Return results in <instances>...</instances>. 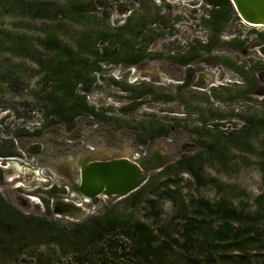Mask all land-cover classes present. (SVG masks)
<instances>
[{
    "label": "rangeland",
    "instance_id": "1",
    "mask_svg": "<svg viewBox=\"0 0 264 264\" xmlns=\"http://www.w3.org/2000/svg\"><path fill=\"white\" fill-rule=\"evenodd\" d=\"M68 1L0 0V139L13 141L19 154L8 157L29 169L25 186L6 181L5 174L0 205L19 225L29 217L68 226L116 201L101 196L97 204L84 207L78 219L52 213L58 199L81 204L79 197H69L66 171L76 179L78 160L167 153L170 160L163 168L170 181L178 182L177 204L156 201L159 215L151 219L144 217L146 202L138 208L120 203L117 210L131 222L144 221L158 234L159 243L169 245L161 264H188L198 249L189 240L195 235L180 234L179 211L188 217L218 206L250 217L264 212V204L256 202L264 191V157L259 154L264 128L250 126L264 114V57L255 49L264 42V32L258 40L250 39L234 10L218 33L211 31L200 21L210 10L206 0H78L88 15L81 22L73 20ZM127 18L144 20L141 29L153 57L137 65L102 63L88 92L75 88L95 114H79L68 122L51 106L65 101L48 78L59 56L45 43L47 37L74 48L81 33L119 26ZM209 38L219 42L204 50L200 44ZM192 46L194 59L180 62ZM146 62L163 65L164 70L158 69L166 74L163 81L134 74ZM169 74H181V80L169 79ZM200 74L203 83H196ZM140 82L144 84L137 85ZM124 84L132 90H125ZM233 131L242 144L229 139ZM188 158L201 162L200 180L186 170L175 171L181 167L178 161ZM34 171L51 176L53 186L45 189ZM158 171L149 172V178ZM26 195L40 200L39 210ZM20 197L27 206H21ZM234 227L246 228L244 223ZM250 229L254 243L242 256H228L238 264H264V219ZM19 232L0 231V264H140L130 258V243L118 233L106 239L110 247L75 262L64 255L57 258L56 247L44 241L41 231Z\"/></svg>",
    "mask_w": 264,
    "mask_h": 264
},
{
    "label": "trees",
    "instance_id": "2",
    "mask_svg": "<svg viewBox=\"0 0 264 264\" xmlns=\"http://www.w3.org/2000/svg\"><path fill=\"white\" fill-rule=\"evenodd\" d=\"M206 1L210 10L200 21L211 31L218 33L229 20L230 13L234 10L233 6L229 0ZM68 6L74 21L81 22L88 18V15L79 8L78 0H69ZM143 26H145L143 19L133 22L131 18H127L119 26L105 25L101 31L83 32L74 40V48L61 44L53 36L47 37L45 43L59 56V60L48 71V78L53 83L52 90L63 93L65 101L63 104H51V106H57L60 116H64L68 122H71L73 117L79 114L87 112L95 114L92 108L86 105L84 97L75 91V88L79 85L82 91L88 92L94 83V74L101 70L102 63L137 65L142 60L153 57L145 43V34L141 29ZM218 42V38H209L200 46L208 50ZM189 48V56L180 57V62L189 63L194 59L195 55L191 52L196 47ZM86 57L90 59L89 63L86 62ZM140 84L144 83L140 82L137 85ZM122 87L125 90H132V87L127 84ZM250 126L254 129L264 128V114L257 120H253ZM143 127L148 130L146 125ZM235 134V131L231 132L229 139L234 142L238 140L237 142L242 144L244 141L237 139ZM18 154L13 141L0 139L1 157ZM259 154L264 157V143L261 144ZM199 162L194 158L181 159L177 163L181 167H177L175 171L186 170L200 180L197 172ZM260 165L264 173V160L260 162ZM166 174L164 167L134 192L116 200L96 215L84 221L70 223L68 226H56L45 219L29 217H24L23 223L19 225L18 222L8 218L6 210L0 205V231L9 233L20 231L18 234L31 232L33 229L37 233L41 231L44 241L56 247L57 258L64 255L75 262L87 255L103 251L105 245L110 247L111 243L106 239L118 233L130 243L131 259L137 258L140 264H161L169 245L159 243L158 234L152 231L144 221L131 222L125 219L123 214L117 210V205L128 203L131 207L138 208L146 202L148 210L144 214L145 219L157 218L159 209L156 201L170 200L175 204L179 201L177 199L178 182L170 181ZM146 195L148 199L145 200ZM256 200L258 206L264 204V191L258 195ZM45 210H50L48 202H45ZM177 214L183 232L180 234L195 235L189 240L196 244L197 255L193 256L188 264H238L237 261H231L232 258L228 255L234 253L242 256L241 253L245 252L255 241L250 228L264 219V212L259 216L250 217L222 206L213 210L205 209L189 217L181 211ZM243 223L246 226L244 229L237 230L234 227ZM9 245L12 246L11 243Z\"/></svg>",
    "mask_w": 264,
    "mask_h": 264
},
{
    "label": "water",
    "instance_id": "3",
    "mask_svg": "<svg viewBox=\"0 0 264 264\" xmlns=\"http://www.w3.org/2000/svg\"><path fill=\"white\" fill-rule=\"evenodd\" d=\"M229 1L243 22L264 27V0ZM255 49L260 56L264 57V42L258 43ZM138 68V72L134 71V74L138 73L144 79L163 81V75H166L158 72V69H165L162 64L146 62ZM169 77L166 76V78ZM201 78L200 74L198 81L195 82L203 83ZM169 79L181 80L177 76H171ZM169 160L167 153H161L157 150L139 157H85L78 163L76 179L67 175V181L71 192L80 199L87 198L88 202L75 204L72 201L58 199L52 204L51 211L56 215L60 214L78 219L85 213L84 207L90 208L99 202V196L110 197L114 200L127 196L147 181L149 172L162 169ZM6 164L0 163V184L4 183L5 174H9V168L3 167ZM66 171L68 170L66 169ZM6 181H8L7 178ZM19 199L21 206H27V198L20 197ZM34 208L40 209L38 204H34Z\"/></svg>",
    "mask_w": 264,
    "mask_h": 264
},
{
    "label": "bare ground",
    "instance_id": "4",
    "mask_svg": "<svg viewBox=\"0 0 264 264\" xmlns=\"http://www.w3.org/2000/svg\"><path fill=\"white\" fill-rule=\"evenodd\" d=\"M180 73H181V70H180ZM179 78H181V74L179 75L178 79ZM0 160L7 161V164L3 165V167L9 168L8 181L15 183L16 186H25L27 184L26 175L29 169L25 165H21L20 161L17 159H14V157H6V158L0 157ZM33 173L35 174V176L37 175L35 171ZM69 195H70L69 197L71 198L78 197L76 194L72 193L71 191L69 192ZM26 198L39 205V201L36 199V197L32 195H26ZM99 198H101V196H99ZM80 201H81V204H84L85 202H88V199L87 198L80 199Z\"/></svg>",
    "mask_w": 264,
    "mask_h": 264
},
{
    "label": "built area",
    "instance_id": "5",
    "mask_svg": "<svg viewBox=\"0 0 264 264\" xmlns=\"http://www.w3.org/2000/svg\"><path fill=\"white\" fill-rule=\"evenodd\" d=\"M239 22L243 26L244 32L248 35L250 39L252 38L253 40H258L262 32H264L262 31L264 30V27L262 26L245 23L240 18H239ZM35 173L37 174L36 175V178H38L37 181L42 183L45 186V189H49L53 186L54 183L51 182V176L45 175L42 171H36ZM40 204L41 202L39 200V205Z\"/></svg>",
    "mask_w": 264,
    "mask_h": 264
},
{
    "label": "flooded vegetation",
    "instance_id": "6",
    "mask_svg": "<svg viewBox=\"0 0 264 264\" xmlns=\"http://www.w3.org/2000/svg\"><path fill=\"white\" fill-rule=\"evenodd\" d=\"M91 148V147H90ZM81 160H78V163L80 162ZM67 175L70 176L69 172L67 171Z\"/></svg>",
    "mask_w": 264,
    "mask_h": 264
},
{
    "label": "crops",
    "instance_id": "7",
    "mask_svg": "<svg viewBox=\"0 0 264 264\" xmlns=\"http://www.w3.org/2000/svg\"><path fill=\"white\" fill-rule=\"evenodd\" d=\"M82 160V159H81Z\"/></svg>",
    "mask_w": 264,
    "mask_h": 264
}]
</instances>
